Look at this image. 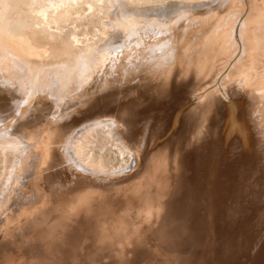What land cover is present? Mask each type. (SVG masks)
<instances>
[{
  "label": "bare ground",
  "instance_id": "1",
  "mask_svg": "<svg viewBox=\"0 0 264 264\" xmlns=\"http://www.w3.org/2000/svg\"><path fill=\"white\" fill-rule=\"evenodd\" d=\"M88 16L92 38L49 29ZM101 131L132 163L87 151ZM0 151V248L43 245L22 264H239L264 221V0H0Z\"/></svg>",
  "mask_w": 264,
  "mask_h": 264
},
{
  "label": "rangeland",
  "instance_id": "2",
  "mask_svg": "<svg viewBox=\"0 0 264 264\" xmlns=\"http://www.w3.org/2000/svg\"><path fill=\"white\" fill-rule=\"evenodd\" d=\"M166 1H169V0H166ZM72 20H69L68 22L64 23V25H63V23L61 25L60 24L58 25V24L53 22V23L50 24L49 29L51 28V30L57 31L56 33L58 35H61V36L66 34L67 31L69 32V30L70 31L71 30H75V31H77L78 37L81 38V39L83 38L84 40L86 38H92L94 36L95 29H96V27L94 26V23H96V21H98L97 18H95V17L93 18V17L88 16V17L82 18L79 21H75V19H72ZM91 21H93V23ZM38 24H39L40 27L46 26V24L43 23L42 19H40ZM39 35H38V37L41 40V42L45 43V42L50 41L48 36H46L47 34H39ZM45 36H46V38H48V41L44 40ZM98 36H99L98 34L95 35V37H98ZM50 39L55 42L56 46L57 45L59 47L62 46L63 48L60 47L61 49L65 48V43H63V41H60V38L55 37L54 39L53 38H50ZM61 43H62V45H61ZM5 124L8 125V122H6ZM107 139L108 138L104 136V132L101 131L100 134L98 133L97 135L94 136V138L92 137V139H90L91 141L88 143L87 151H89V152H91V153H93L95 155H98V156L101 155L103 160L105 161V164L109 168H119L121 166H125L126 164L128 165L129 162L132 163L131 160H130V157H129V155L127 153H123L122 154V152L120 151L118 146L115 144V142L110 140V139L108 141ZM164 155H165L164 152L157 153L155 161H159L160 162L163 159ZM1 161H3V155H2V153L0 151V175H1L2 171H3V165H4V163L1 162ZM256 178L257 177H254L253 181ZM51 198H52V196H51ZM51 198L49 199L50 204L52 203V199ZM259 200H256L257 202H254V208L255 209H258V208H260L261 206L264 205V199H262L260 201ZM257 203H258V205H257ZM5 228L6 227H4L2 229V231ZM6 235H8V232L6 230H4L3 233L0 236V246H2L3 244L5 245V242H6L7 239H5L4 236H6ZM207 235L206 236L209 237L208 233H207ZM18 237H19L18 238L19 241L23 242L22 241L23 238L22 237L20 238V234L18 235ZM36 239H37V237H35L34 239H31L30 242H28V243L25 240L24 241L25 244L21 243V242L20 243L19 242H17V243L15 242V243L11 244L9 247H6V246L5 247H1L0 248V262L5 263L4 256H8L6 264H22V260L25 258V256H22V253H24V252H22L19 248L25 249V251L28 250V251H30L32 253L33 252L38 253L40 251V249H43V248H41V246H43V245H41L42 240L40 238L37 239V240ZM33 241H35V242H33ZM53 242L56 243L57 241H53ZM37 243L40 244L39 245L40 249H38V247H37L38 244ZM23 244L26 245V247H23L24 246ZM258 247H264V221L262 222L261 226H258L254 230V232L252 233V235H251L250 239L248 240L247 244H245V246L243 247V250H241V251H239L237 253L236 260L238 261V263L239 264H243L246 261L247 257H248L247 255L248 254H252L254 251H256V249ZM27 255L28 256H34L33 254H27ZM218 263L219 264H224L223 261H220ZM212 264H216V263H212ZM260 264H264V260Z\"/></svg>",
  "mask_w": 264,
  "mask_h": 264
}]
</instances>
